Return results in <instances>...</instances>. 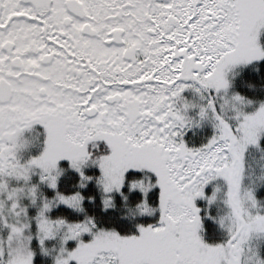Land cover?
<instances>
[{
    "label": "snow or ice",
    "instance_id": "snow-or-ice-1",
    "mask_svg": "<svg viewBox=\"0 0 264 264\" xmlns=\"http://www.w3.org/2000/svg\"><path fill=\"white\" fill-rule=\"evenodd\" d=\"M0 264H264V0H0Z\"/></svg>",
    "mask_w": 264,
    "mask_h": 264
}]
</instances>
